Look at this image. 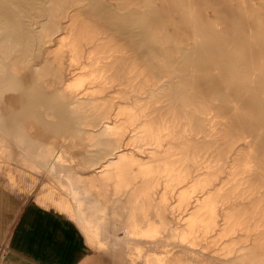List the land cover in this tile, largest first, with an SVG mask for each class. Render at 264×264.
I'll return each instance as SVG.
<instances>
[{
    "label": "bare ground",
    "instance_id": "1",
    "mask_svg": "<svg viewBox=\"0 0 264 264\" xmlns=\"http://www.w3.org/2000/svg\"><path fill=\"white\" fill-rule=\"evenodd\" d=\"M75 1L0 0V56L16 51L21 40L23 55L33 56L57 38L55 45L44 51V57L50 59L32 67L45 75L55 64L60 79L65 74L71 76L63 84L61 97L71 100L70 112L78 123L93 129L77 133L81 142L78 148L88 153L78 166L92 171L66 176L74 204L66 197L54 198L51 190L41 197L42 202L75 215L89 244L105 250L117 264H264V72L228 76L227 100L233 106L226 109L220 104L211 106V100L219 101L218 90L224 86L225 77H202L198 84L204 89L201 94L212 90V98L193 94L172 98L174 87H195V76L180 74L161 82L171 72L160 49L165 48L170 56L180 52L191 65L196 64L195 53L207 57L213 52H197L199 31L204 27L197 26L191 17L185 28L174 26L173 37L163 39L169 23L165 13L157 10L156 2L164 6L168 0H151L152 21L146 23L154 27L152 39L156 43L147 44L144 51L156 64L145 65L127 43L114 35H101L83 18L82 9H71ZM118 2L121 6L144 3ZM240 4L246 13L252 9L246 0ZM103 8L107 6L97 2L88 11ZM216 8L226 22L234 24L235 35L210 31L207 38L222 47L243 43L247 29L252 28L250 20L240 17L226 2L217 1ZM43 13L45 17L40 18ZM129 26L128 33L143 46L146 26ZM179 29L183 33H176ZM169 38L177 43L168 44ZM227 54L232 60L237 54L239 59L236 49ZM251 54L264 56V50ZM205 64L200 63L209 66ZM153 67L164 74L160 77L153 73ZM4 69L0 64V75ZM153 86L161 91L146 94V87ZM117 100L133 101L126 103L128 107L110 123L116 104L120 105ZM163 101L167 102L165 106H153ZM238 103L249 115L239 113ZM79 113L83 114L81 118ZM226 140L229 142L221 143ZM241 141L246 145L239 146ZM64 152L62 146L43 153L45 165L56 168ZM134 167L138 170L133 171ZM242 200L249 201L248 205ZM182 213L185 224L179 227ZM212 233L228 241L223 250H211ZM177 240L184 247L178 248L174 243ZM148 246H162L164 250L150 252ZM103 258L98 261L90 255L84 264H104Z\"/></svg>",
    "mask_w": 264,
    "mask_h": 264
},
{
    "label": "rangeland",
    "instance_id": "2",
    "mask_svg": "<svg viewBox=\"0 0 264 264\" xmlns=\"http://www.w3.org/2000/svg\"><path fill=\"white\" fill-rule=\"evenodd\" d=\"M78 1H75L74 8L72 7L71 9H82L84 12L82 13L84 16L83 18L88 21L89 24L93 25L95 29L98 28L96 30L101 31V35L105 36V34H110L116 36L117 40L129 45L130 48H128L133 50L136 56L140 58V63L145 65L153 64V66H155L156 62H152L149 54L144 51L147 44L149 45L152 42L156 43L152 39V35L155 32L154 27L149 28L147 24L152 21L153 16L149 7L151 0H143L144 3L141 5L131 4L127 6H121L118 0ZM217 1L228 3L239 13L240 17L245 20H250L252 23V28L250 30L247 29L248 34L243 43L225 45L222 47L212 42L210 38H207L206 35L210 31L218 32L224 36L230 35L234 37L235 35V33L232 32V26L234 24L232 22H226L223 19L222 14L219 13L216 8ZM240 1L241 0H168L164 6L161 2H156L157 10L165 13V17L167 16L165 19H167L166 21L169 23L167 30L162 33L163 39V36L173 37L175 34L174 26L185 28L186 20L194 17L197 21V26L204 27L202 32L199 31L201 38L199 39L197 52L201 49L207 52L213 51L210 55L208 54L207 57H201L198 53H195V56L191 54L194 56V60L197 61L196 64L192 62L191 65L190 60L181 57L180 52L175 56H170L165 48L160 49L162 54L161 58L166 64L167 69L171 72L170 76L164 78L161 82L166 79L174 80L175 76L180 74H194L195 76V87L192 88L188 85L182 90L174 87L171 89L172 91L170 93L172 98H178L187 94L212 98V90L206 91L207 94H201L204 89L198 84L202 77H225L224 86L218 90L219 101L211 100V106L213 107L220 104L222 108L225 107L226 109V107L233 106V104L227 100V95L229 93L227 87H230V81L227 80L228 76L234 75L238 77L242 73L252 75L254 73H260V71L264 72V56L251 54V51L259 52V50H264V45H261V40H264V0H246L247 5L252 8L247 13L240 7ZM97 2L105 4V7L107 6L108 9L103 8L94 11L91 10V12L88 11L92 8V5ZM84 8L87 9L85 10ZM119 11L122 12L120 13ZM98 12L101 13L99 14ZM112 13L115 14V17ZM97 14H99L98 17L96 16ZM43 17H45L44 13L40 18ZM141 19L145 22H142ZM62 20L66 21V19ZM122 20L123 22L121 23ZM124 21L127 22V24L124 23ZM139 23L147 28L146 39L143 41V46L141 44L139 45L138 41L128 33V29L130 28L129 24L139 25ZM181 32L182 31L179 29L176 33L181 34ZM251 34L252 37H250ZM56 39L57 38H55L51 44L45 45L40 52L33 56L23 55L24 43L22 40L20 45L17 46L16 51L14 50L6 57L0 56V64L5 68L0 75V181L12 179L16 182L20 179V184H24L26 188L32 189L31 194L33 198L35 197L34 199L39 198L38 196L42 197L51 190L53 191L54 198L59 199L60 197H66L72 201L71 187L67 182L66 176L72 172L85 174L92 171L91 168L78 166L81 165L82 160L88 153L85 152L81 146L78 148L81 142L77 138V133L81 130L88 131L93 129L84 124H79L75 115H72L70 112L69 107L71 100L61 97L63 84L64 82H68L71 76L65 74L63 78L60 79L59 75L55 72V64L50 65L48 73L45 75L37 73L35 67H32V65L42 64L45 59H50L48 56L44 57V51L47 47H53L56 43ZM169 40L168 44L170 45L172 42L177 43L173 39L171 41L169 38ZM134 46L136 48H134ZM183 46L184 45H182L181 48ZM231 49L238 50L239 59L237 58V54H235L236 60H232V57L230 58L227 53L229 50L231 51ZM241 53H248V55L242 56L240 55ZM242 59L243 61L240 62ZM202 62H204V64L206 63L205 65L209 64V66L207 65L208 67H204V65H200ZM243 65L245 68H243ZM151 71L160 77L164 74L163 70L157 69L156 67L151 68ZM151 90H153L154 93L161 91L157 86L146 87V94ZM146 94H137L136 96L144 97ZM162 100H164V97ZM132 101L133 100H117V103L120 102V105L118 106L116 104V110L109 122H115L118 119L116 115L121 113L123 111L122 109L125 110L126 107H128L125 105L126 103L130 105ZM166 104L167 102L163 101L154 103L153 106L161 107ZM238 107H240L239 113L249 115L248 112H244L241 109V104H239ZM165 109L166 108H163L162 111ZM221 111L222 113L228 114L224 109H221ZM82 116V113L78 114V117L81 118ZM131 135L132 132L125 137L126 143H129ZM225 142L229 141L226 140L221 143L223 144ZM238 145H246V142L241 141ZM62 146L65 148L64 159L57 162L58 166L56 168L47 167L45 165V159L42 157L44 155L43 153L48 154L62 148ZM147 154V152L143 153L144 156H147ZM134 170L137 171V167H134L133 171ZM242 202L246 206L249 203L247 200H242ZM72 203L74 204L73 201ZM171 204H176V200L173 199ZM68 216L76 220L75 215L71 216L68 214ZM183 217L184 214L182 213V216L178 219L179 227L185 224V218ZM112 230H115V228ZM210 240L214 244L211 250L215 251L223 250L228 243L226 239H220L215 233H212ZM174 243L178 248L184 247L183 243L178 240ZM90 247V252L96 256L95 259L98 261L104 257V264H117L105 250L98 249L91 245ZM163 250L164 248L162 246L147 247V251L150 252H162ZM1 257L0 254V264H2ZM89 264H95V262Z\"/></svg>",
    "mask_w": 264,
    "mask_h": 264
},
{
    "label": "crops",
    "instance_id": "3",
    "mask_svg": "<svg viewBox=\"0 0 264 264\" xmlns=\"http://www.w3.org/2000/svg\"><path fill=\"white\" fill-rule=\"evenodd\" d=\"M3 181H0L2 264H84L90 255L96 257L74 218L53 203L44 204L40 196L34 199L32 189L20 184V179Z\"/></svg>",
    "mask_w": 264,
    "mask_h": 264
}]
</instances>
